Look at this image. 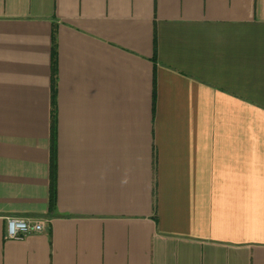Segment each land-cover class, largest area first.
<instances>
[{"label": "crops", "instance_id": "0c3cea01", "mask_svg": "<svg viewBox=\"0 0 264 264\" xmlns=\"http://www.w3.org/2000/svg\"><path fill=\"white\" fill-rule=\"evenodd\" d=\"M0 264H264V0H0Z\"/></svg>", "mask_w": 264, "mask_h": 264}, {"label": "built area", "instance_id": "2783aa9c", "mask_svg": "<svg viewBox=\"0 0 264 264\" xmlns=\"http://www.w3.org/2000/svg\"><path fill=\"white\" fill-rule=\"evenodd\" d=\"M44 230L43 222L29 221L19 217H10L6 220V235L8 239L21 241L32 233Z\"/></svg>", "mask_w": 264, "mask_h": 264}]
</instances>
